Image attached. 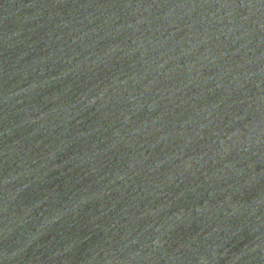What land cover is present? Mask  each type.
Returning <instances> with one entry per match:
<instances>
[{"label": "water", "instance_id": "95a60500", "mask_svg": "<svg viewBox=\"0 0 264 264\" xmlns=\"http://www.w3.org/2000/svg\"><path fill=\"white\" fill-rule=\"evenodd\" d=\"M0 264H264V0H0Z\"/></svg>", "mask_w": 264, "mask_h": 264}]
</instances>
